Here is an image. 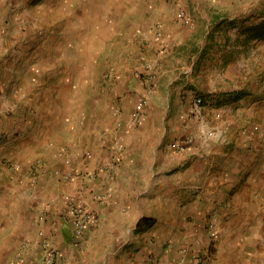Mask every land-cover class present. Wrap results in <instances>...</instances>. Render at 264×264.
<instances>
[{"label":"crops","instance_id":"1","mask_svg":"<svg viewBox=\"0 0 264 264\" xmlns=\"http://www.w3.org/2000/svg\"><path fill=\"white\" fill-rule=\"evenodd\" d=\"M183 2L55 0L18 29L0 0V264H264V145L242 115L200 112L187 141L157 99L133 121L131 76L102 80L134 67L107 57H138L140 30L181 37ZM69 202L92 217L81 236Z\"/></svg>","mask_w":264,"mask_h":264},{"label":"rangeland","instance_id":"2","mask_svg":"<svg viewBox=\"0 0 264 264\" xmlns=\"http://www.w3.org/2000/svg\"><path fill=\"white\" fill-rule=\"evenodd\" d=\"M54 1L2 0L7 18L4 24L11 22L12 27L21 29L28 13L34 15L40 6L48 11ZM183 3L179 12L187 27L181 37L161 42V48L158 43L162 36L157 39L160 41H150L140 30L132 43L141 52L138 57L126 53L107 57L110 61L127 58L134 67H122L118 72L117 67H105L102 80L111 87L115 82L124 84L131 76L141 93L144 91L143 96L136 95L133 111L141 113L148 107V112L155 108L151 103L157 99L158 110L168 114L167 125L171 128L177 124L187 141L191 131L205 128L194 124L197 114L191 111L194 100L200 97L202 115L222 117L228 111L242 115L239 121L234 119V131L245 142L263 146L264 135L258 136L253 127L260 130L261 124L264 126V38H254L249 28L264 24V0H184ZM151 31H160L159 25L155 24ZM141 97L144 104L139 108ZM121 98L122 94L116 97ZM30 167L36 171L35 163ZM9 170L13 174L17 169L9 166ZM234 191L230 190V194Z\"/></svg>","mask_w":264,"mask_h":264},{"label":"built area","instance_id":"3","mask_svg":"<svg viewBox=\"0 0 264 264\" xmlns=\"http://www.w3.org/2000/svg\"><path fill=\"white\" fill-rule=\"evenodd\" d=\"M143 102H144V99L141 97L138 101L139 108L144 104ZM201 106H202V99L198 97L194 100V104L191 109L192 113L199 114L202 109ZM138 117H139V114L135 112L133 121L139 120ZM253 131L258 132L260 133V136H263V134L261 135V132L258 126H254ZM67 210L68 212H70L72 215L75 216V224H74L75 235L76 236L83 235L85 231L87 230L90 221L92 220L91 215L86 213L84 209L78 203H75V202H69V204L67 205ZM46 251H47L46 262L52 263L56 256V251L48 246L46 247ZM153 264H159V263L154 262ZM179 264H182V263H179Z\"/></svg>","mask_w":264,"mask_h":264},{"label":"trees","instance_id":"4","mask_svg":"<svg viewBox=\"0 0 264 264\" xmlns=\"http://www.w3.org/2000/svg\"><path fill=\"white\" fill-rule=\"evenodd\" d=\"M249 29L254 32V35H255L254 38H264V24L254 26Z\"/></svg>","mask_w":264,"mask_h":264}]
</instances>
